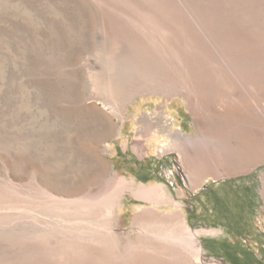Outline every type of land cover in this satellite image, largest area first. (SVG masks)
Instances as JSON below:
<instances>
[{
    "label": "rangeland",
    "instance_id": "rangeland-1",
    "mask_svg": "<svg viewBox=\"0 0 264 264\" xmlns=\"http://www.w3.org/2000/svg\"><path fill=\"white\" fill-rule=\"evenodd\" d=\"M212 42L227 43L235 60L254 56L258 82H248L264 101V0H0V264H133L129 243L144 231L133 218L146 210L179 211L199 233L201 264H264V162L197 176L177 146L176 134L207 133L178 81L185 58L214 80L194 89L206 110L244 101L249 83L216 64ZM107 75L134 93L123 121L103 100ZM146 77L156 79L145 86ZM120 179L164 194L148 203L121 192L113 227L100 205L88 220L56 202L96 201ZM107 223L115 234L101 239L104 250L92 239Z\"/></svg>",
    "mask_w": 264,
    "mask_h": 264
},
{
    "label": "bare ground",
    "instance_id": "bare-ground-1",
    "mask_svg": "<svg viewBox=\"0 0 264 264\" xmlns=\"http://www.w3.org/2000/svg\"><path fill=\"white\" fill-rule=\"evenodd\" d=\"M248 26H246L245 28H248ZM211 27H214V25ZM248 29L252 31L251 28ZM246 31L248 30H245L244 34ZM212 44V51L217 58L216 64H219L221 67H228V65H230L231 69L229 67L228 70L230 69L229 75L232 76L233 80L238 82H254L256 80V83L258 82L256 73H253L256 70V61L254 56H252L253 60H249L248 57V59H245V57H241V59L238 58L235 60L233 58V54L235 52L228 49L229 46L227 47V43H220V47H217L213 42ZM247 48L249 50L251 47ZM250 50L252 54H256L254 52L253 46ZM209 54L211 55V53ZM183 62L188 63L186 66L187 68H189V72L186 74L187 77L185 76L186 79L179 78L178 81H183L185 89L183 94L187 107L193 113L192 115H194L196 118L204 120V125H202L205 126L207 131L206 134H201L202 139L198 138L196 141L190 140L188 137L183 138L180 136V134L175 135L177 136V139H180V144H175V146L177 145L180 148L182 147L183 163L187 165L188 168H190V172L192 170L196 173L197 176L203 175L205 173H212L214 175H217L221 172L231 174L244 171L249 166V164H251V162L254 163L259 158L260 154H263V150L257 146L255 140L253 139V134H255V132L260 133L264 129V101H262V97L260 99L256 97V94L252 91L253 88L250 89V83L248 82L249 88L247 86L244 88V101L238 104L236 107L226 106L223 110L221 108H219L220 110H206L208 106L204 104L205 102L203 103L199 98L203 95L202 90L201 94V92L195 91L194 89L195 87H201L204 83L205 86L210 87L214 80L212 77L202 76L201 72L203 70L204 72L206 71L205 68L203 69V67L200 66L202 65V63L199 62L196 57L192 58L191 60H186L185 58ZM153 74L155 75V77L157 76L155 73ZM258 77V80H262L263 82L261 83H264V78L260 77L259 75ZM106 79L107 82L103 84V100L108 102L107 106H109L111 112L116 116V118H118V120L120 121H123L125 119L124 110L126 109V104L131 100V97L134 93L133 91L131 93L127 92L129 89L127 87L119 86V83H121L122 81L117 83L113 80V78H109V75H107ZM155 79L156 78L150 77L147 80H144L143 84L145 86H148V82L151 83L152 81H155ZM256 83L254 82V84ZM251 86H253V84ZM210 91L216 92L214 90ZM193 93H195L196 96L193 97ZM213 104H215V106L219 105L215 99ZM211 107H214V105ZM256 107H258V110L256 109ZM214 108L216 109V107ZM147 119L148 120H144V124H147L146 122L151 120L149 118ZM185 146H189L192 149L193 153L191 155H189V151L185 150ZM130 189H132L133 196L136 199H141L148 203L156 202V200L164 194L162 188L148 187L143 184L139 186H135L133 184L128 185L125 180L120 179L115 182L114 187L111 191L104 194L100 199L96 201L85 198H77L72 201L57 199L56 202H63L66 206L74 205L75 211H79L80 214L83 213L86 219H88L86 216H90L88 214L92 213L93 208L100 205L102 210H98L101 211L104 218H107V220L105 221L110 222L112 225H109V223L106 224V227L105 225H102V230L103 228L104 230H106L104 232L106 235L99 236L100 241L96 240L98 238L94 240L92 239V241L97 242V244L101 243L104 249L105 245L101 242V239L102 241L106 242L108 236L114 233H112V230L109 226L113 227L117 222L121 202V192L123 193L125 191H129ZM91 216H93V214H91ZM85 218L84 220H86ZM88 220H90V218ZM85 222L90 227V222L94 223L93 225L98 226V224H96L92 220L89 222H87L86 220ZM133 222L137 225H144V231L141 230V232H143V239L136 242L134 241L135 243H129V245L133 247V250L139 255V257L133 264H201L204 260H206L203 255L202 247L199 243V233L186 226L185 220L179 211H173L170 214H158L154 211L146 210L142 213L136 214L133 218ZM99 226L98 227L101 228L100 224ZM86 227L88 226L86 225ZM92 230L96 232L94 226ZM97 231L99 232L101 231V229H97ZM115 242L113 244H115ZM83 251L85 252L87 250ZM63 257L64 256H61L62 259H64ZM119 262L123 264L122 261Z\"/></svg>",
    "mask_w": 264,
    "mask_h": 264
},
{
    "label": "crops",
    "instance_id": "crops-1",
    "mask_svg": "<svg viewBox=\"0 0 264 264\" xmlns=\"http://www.w3.org/2000/svg\"><path fill=\"white\" fill-rule=\"evenodd\" d=\"M193 114V113H192ZM191 114V115H192ZM193 118L194 119H196V117L193 115ZM253 139L255 140V143L257 144V146L258 147H260L262 150H263V154H260V156H259V158L254 162L255 164L256 163H260V162H264V129L260 132V133H256L255 132V134H253ZM189 138V137H188ZM190 139V138H189ZM200 139H202V136L200 137ZM191 140V139H190ZM185 150L186 151H189V155H191L193 152H192V149L189 147V146H185ZM254 164V165H255ZM185 165V164H184ZM187 168H188V166L187 165H185ZM192 171V170H191ZM231 174H233V173H231ZM203 175H208V176H212V177H214V178H217V177H219V176H223V175H227L226 173H218L217 175H214V174H212V173H205V174H203ZM213 183H217V181H213ZM262 183H263V187H262V191H261V193H262V196H263V198H264V177H263V179H262ZM223 187V186H222ZM214 189H209V191L207 192V193H213L212 191H213ZM214 192H216L215 190H214Z\"/></svg>",
    "mask_w": 264,
    "mask_h": 264
},
{
    "label": "flooded vegetation",
    "instance_id": "flooded-vegetation-1",
    "mask_svg": "<svg viewBox=\"0 0 264 264\" xmlns=\"http://www.w3.org/2000/svg\"><path fill=\"white\" fill-rule=\"evenodd\" d=\"M209 189H211V186H206V187H205V192H206V191H209Z\"/></svg>",
    "mask_w": 264,
    "mask_h": 264
}]
</instances>
